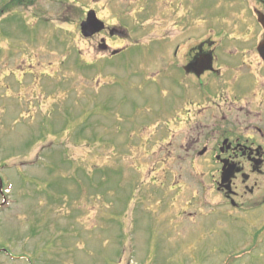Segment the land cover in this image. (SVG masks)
<instances>
[{
    "label": "rangeland",
    "instance_id": "1",
    "mask_svg": "<svg viewBox=\"0 0 264 264\" xmlns=\"http://www.w3.org/2000/svg\"><path fill=\"white\" fill-rule=\"evenodd\" d=\"M16 1L0 0V264H264V213L221 208L161 131L160 46L199 2ZM91 10L106 29L85 37Z\"/></svg>",
    "mask_w": 264,
    "mask_h": 264
},
{
    "label": "flooded vegetation",
    "instance_id": "2",
    "mask_svg": "<svg viewBox=\"0 0 264 264\" xmlns=\"http://www.w3.org/2000/svg\"><path fill=\"white\" fill-rule=\"evenodd\" d=\"M182 1L199 2L193 7L198 23L180 20L176 25L185 28L175 45L160 46L167 65L158 74L173 101L161 131L179 129V154L210 180L221 208L257 224L264 213V0L170 3Z\"/></svg>",
    "mask_w": 264,
    "mask_h": 264
},
{
    "label": "water",
    "instance_id": "3",
    "mask_svg": "<svg viewBox=\"0 0 264 264\" xmlns=\"http://www.w3.org/2000/svg\"><path fill=\"white\" fill-rule=\"evenodd\" d=\"M264 23V19H262ZM80 28H81V34L85 37H89L93 35L94 33H98L101 30L105 28L104 23L99 20L94 11H89L87 13L86 19L80 23ZM106 46L101 45L100 48L104 49ZM262 56L264 58V42L262 44Z\"/></svg>",
    "mask_w": 264,
    "mask_h": 264
},
{
    "label": "trees",
    "instance_id": "4",
    "mask_svg": "<svg viewBox=\"0 0 264 264\" xmlns=\"http://www.w3.org/2000/svg\"><path fill=\"white\" fill-rule=\"evenodd\" d=\"M16 2H19V0H17Z\"/></svg>",
    "mask_w": 264,
    "mask_h": 264
}]
</instances>
